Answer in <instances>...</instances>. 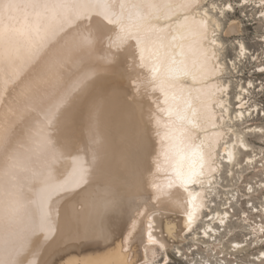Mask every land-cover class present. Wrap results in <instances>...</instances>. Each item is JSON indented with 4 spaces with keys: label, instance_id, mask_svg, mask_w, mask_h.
<instances>
[{
    "label": "bare ground",
    "instance_id": "6f19581e",
    "mask_svg": "<svg viewBox=\"0 0 264 264\" xmlns=\"http://www.w3.org/2000/svg\"><path fill=\"white\" fill-rule=\"evenodd\" d=\"M185 3L0 0V264H162L185 204L203 219L249 145L227 140L217 20Z\"/></svg>",
    "mask_w": 264,
    "mask_h": 264
},
{
    "label": "rangeland",
    "instance_id": "374dc122",
    "mask_svg": "<svg viewBox=\"0 0 264 264\" xmlns=\"http://www.w3.org/2000/svg\"><path fill=\"white\" fill-rule=\"evenodd\" d=\"M230 2L235 6L227 10L218 0H202L198 10L217 20L219 80L230 112L225 127L232 129L227 140H244L248 150L237 153L232 171L225 166L203 219L169 249L171 259L160 253L162 264H264V8L259 0ZM232 22L238 30L229 33ZM213 217L215 231L208 226Z\"/></svg>",
    "mask_w": 264,
    "mask_h": 264
},
{
    "label": "snow or ice",
    "instance_id": "6c2138e0",
    "mask_svg": "<svg viewBox=\"0 0 264 264\" xmlns=\"http://www.w3.org/2000/svg\"><path fill=\"white\" fill-rule=\"evenodd\" d=\"M218 2L221 3V6L224 8V9H227V10H231L234 8V3L233 2H230V0H218ZM241 3L243 4H247V0H241ZM259 3L261 5L262 8H264V0H259ZM185 7H199V4H198V0H186V3L184 5ZM210 7L212 9H215L216 7V3H213L210 5ZM261 17L264 18V11L261 12ZM213 44L215 43V41L212 42ZM246 54V53H245ZM213 56H215V53H213ZM253 59H255V57H253ZM158 71V69H157ZM170 72H173V71H178V70H173V69H169ZM218 71H220V69L215 66V65H210V66H207V72L212 74V75H215ZM261 71H264V69H261ZM217 91H220V92H223L224 91V88L223 87H218L217 88ZM71 95V93H66L60 100L59 103H65L68 99V97ZM221 107H223V105H221ZM168 115H172V112L169 111ZM239 118V117H238ZM180 120H184L185 117L184 116H180L179 117ZM192 121L191 120H188V123H191ZM193 151H195V149H193ZM233 160V156L231 154H229L228 156V161L231 162ZM203 167L204 165L202 164L201 165V171L199 173H197L196 171H190L187 175H183V174H179L178 173V176L177 178L181 181L182 184L184 185H188V186H197L199 184H201V180L199 179L200 176H203ZM209 167H211V164L209 163ZM212 171H215V169H212ZM193 201L196 199L195 196H193L191 198ZM188 205L185 204V210H186V217H187V222H188V230L191 231V225L193 224L194 220H195V208H193V210L191 211H188ZM221 224L224 223L223 220L220 221ZM151 225H149L150 227ZM136 229V225L135 224H132L131 225V228L129 230V235L130 236H133L134 235V230ZM149 237H151V233L149 232L148 233ZM204 235H207V232L204 233ZM111 236V232L109 231H106V230H98L96 232H94L92 234V238L95 239V240H100V241H106L110 238ZM81 240H84V239H87L86 236H81L80 237ZM156 241L153 240V243H155ZM161 247H163V245H161ZM5 264H12L11 261H6ZM15 264H24V261L23 260H17L15 262ZM82 264H98V262L96 261H84L82 262Z\"/></svg>",
    "mask_w": 264,
    "mask_h": 264
}]
</instances>
